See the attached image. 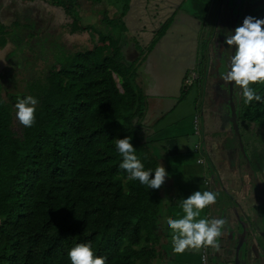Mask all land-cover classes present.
I'll list each match as a JSON object with an SVG mask.
<instances>
[{"label":"trees","instance_id":"trees-1","mask_svg":"<svg viewBox=\"0 0 264 264\" xmlns=\"http://www.w3.org/2000/svg\"><path fill=\"white\" fill-rule=\"evenodd\" d=\"M124 1L123 14L130 0ZM52 2L67 14L78 6L77 0ZM73 13L72 32L91 29L92 46L51 56V66L29 83L28 95L38 99L31 127L14 130V103L0 89V264H70L66 251L76 242H91L105 264H157L161 186L151 190L129 179L115 148L116 138L131 136L145 168L160 166L142 132L147 103L137 64L123 63L115 19L107 11L98 9V19L85 26ZM15 24L0 23V48ZM253 87L264 94V85ZM186 94L185 88L181 100ZM241 112L257 123L247 138L259 146L264 107L253 102ZM250 215L253 224L244 222L245 233L261 255L256 225L264 219L263 198Z\"/></svg>","mask_w":264,"mask_h":264},{"label":"crops","instance_id":"crops-1","mask_svg":"<svg viewBox=\"0 0 264 264\" xmlns=\"http://www.w3.org/2000/svg\"><path fill=\"white\" fill-rule=\"evenodd\" d=\"M220 1H223L222 7ZM77 2L78 6H74L76 8L70 9V12L78 11L79 16L81 14L82 23L81 20L79 23L83 26L98 19V9L107 11L110 18L115 19L113 31L115 37L119 38L122 61L127 66L137 64V83L147 103L141 121L142 132L167 173L161 185V264H227L223 256L224 244L230 238H237L238 233L242 234L243 240L237 241L236 252L244 251L243 258H248L247 242L254 240L246 236L242 225V221H247L244 220L245 213L238 212L237 206L239 199H243L242 203L264 199V185L259 180L262 162L259 165L247 164L249 178L251 176V181L261 194L254 195L252 184L246 192L237 190V187L244 188L242 180L245 183L248 180L243 178L242 166L239 167V149L232 146L230 112L226 108L229 99L225 89L228 87L217 73H213L216 77L209 76L212 72L209 71L210 47H207L209 42H214V35L224 36L219 30L224 12L228 15L229 30L232 15L238 22L234 12L236 9H223L226 5L224 0H130L123 14L124 0ZM41 4L46 6L44 11L40 9ZM12 5L18 7L15 9ZM29 5L39 7L37 11L44 17V22L40 23L38 30L35 28V31L31 29L27 32V38L32 36L39 39L43 34L47 38L53 36L54 40L63 41L69 36L92 33L91 29L72 32L70 26L74 13L67 14L63 8L54 6L52 0H0V23L7 26L17 23L18 20L12 18L13 12H21L22 17L29 20V15L34 14ZM4 13L10 15L7 18L10 24L2 16ZM85 13L92 14V17ZM41 17L34 20L38 23ZM164 27L165 31L161 34ZM12 33H9V44L13 42ZM47 38H41L42 43L47 42ZM156 38L158 40L154 44ZM91 41L92 36L84 40V43L89 44L88 48L92 46ZM7 44L0 51L6 49ZM204 47L207 56L205 73L202 71ZM194 73L195 79L192 76ZM188 80L191 82L188 83ZM185 88L187 94L181 100ZM221 141L224 144H220ZM178 142L187 145L178 146ZM261 175L264 177V172ZM198 188L217 194L216 202L202 210V215L224 219L225 224L217 238L218 247L186 248L182 253H174L169 230L161 227L163 218L179 211L177 199L186 197ZM246 207L251 212V207ZM255 248L256 244L253 250Z\"/></svg>","mask_w":264,"mask_h":264},{"label":"clouds","instance_id":"clouds-1","mask_svg":"<svg viewBox=\"0 0 264 264\" xmlns=\"http://www.w3.org/2000/svg\"><path fill=\"white\" fill-rule=\"evenodd\" d=\"M223 44L232 51L219 68L220 80L233 85L243 105L255 102L264 107V94L253 87L264 85V17L244 16L234 29L224 33ZM37 104L38 99L32 95H16L13 104L15 118L24 127L33 124ZM130 141L131 136L115 139V148L121 157L118 167L128 174L129 179L137 180L151 190L158 189L167 175L165 167L160 164L154 169H146ZM177 145L187 144L178 142ZM216 197L214 191L198 188L176 200L179 211L173 216H165L161 225L169 230L174 253H182L186 248L218 247L217 238L225 221L202 215V210L214 204ZM66 255L70 264H105L106 260V257L94 254L91 242L74 243Z\"/></svg>","mask_w":264,"mask_h":264},{"label":"rangeland","instance_id":"rangeland-1","mask_svg":"<svg viewBox=\"0 0 264 264\" xmlns=\"http://www.w3.org/2000/svg\"><path fill=\"white\" fill-rule=\"evenodd\" d=\"M83 1V0H82ZM226 2V5L223 6V9L234 7L235 6V15L238 17L237 25L242 21L243 17L246 15H253L256 17H262L264 15V0H224ZM220 7L223 5V1L219 2ZM228 3V5H227ZM83 7V4H81ZM234 5V6H233ZM33 6V5H32ZM29 5L30 11L34 12L33 15H29V20H25L21 15V12L19 14H12V18L15 20H18L17 24L13 25L12 30V41L11 44H7V48L0 51V89H2V92L4 96L10 100L12 103L15 102L16 95H28V86L29 83L36 78V76L41 74L42 68L44 69L46 66L49 68L51 66V63H48L49 61H52V57H58L61 53H74L77 50H86L89 47V44L84 43L85 38L92 36V33H84L83 35H76V36H69L66 37L63 41H58V39L54 40L53 36H49L48 38L45 37L43 34L40 35L39 39L35 38H27V32H30L31 29L35 31L38 27H40V23L44 22V17L40 16V13L37 11L39 10V7H32ZM40 6V5H39ZM42 6V7H41ZM40 9L44 11L46 9V6L41 4ZM13 8H17L18 6L12 5ZM45 8V9H44ZM232 9V8H231ZM80 10V9H79ZM17 12V11H16ZM37 14L38 17H37ZM83 14V13H82ZM88 14V13H85ZM92 17V14H88V16ZM2 16L7 20L8 17H10L9 14L4 13ZM81 16V14H80ZM40 18L38 23L34 20L37 18ZM77 17H79L77 15ZM27 21V22H26ZM36 22V23H35ZM88 21H85L84 23H87ZM6 23H11L10 20ZM82 23V19H81ZM94 23V22H93ZM228 15L226 12L223 13L222 20H221V27L219 28L221 33L228 32ZM6 25V24H5ZM24 27H21V26ZM29 26L31 27L29 29ZM37 26V27H36ZM232 26V23H231ZM230 26V27H231ZM232 29V27H231ZM214 30V27H213ZM89 34V35H87ZM93 37V36H92ZM217 37V36H216ZM48 39L47 42L42 43V39ZM216 39V40H215ZM214 39V42H209L207 47H210V52L208 55V58H214V51L217 49L219 50V58H217V61L220 63H217L216 67V73L218 74L219 68L223 67V63L226 62L227 57L229 56V53H227V46L223 44L224 37L223 35H219L217 38ZM211 40V39H210ZM86 44V47L85 45ZM36 48V49H35ZM229 51V48H228ZM37 52L38 54H35ZM211 54V56H210ZM31 58L35 59L32 60ZM48 58V61H47ZM45 61V62H44ZM32 66V68H30ZM210 68V66H209ZM212 69H209L211 72ZM212 72L209 76H214ZM209 77V78H210ZM219 77V76H218ZM212 80V78H210ZM213 82H216L215 80ZM227 85V84H226ZM231 83L228 82V88L231 91ZM229 90L225 89V93L228 96L229 101H231V93L229 94ZM229 111L231 109V106L226 107ZM14 130L18 133H21L22 125L19 123L18 120L15 121ZM243 128H241L240 132L243 133ZM242 140H244V144L247 145L245 140V134H242ZM249 142V141H248ZM220 144H224V141H221ZM233 146V145H232ZM243 146V145H242ZM239 150H237L238 154L246 156L248 162L243 164L244 160L241 159V163L239 164V167L242 166V174L243 178H247V182L245 183L244 180H242L243 187H237V190H249V187L252 184V187L254 188V195H260V191L258 188H256L254 182H252V178L250 176L249 178V171L247 168V164L250 163V160L252 159V155L247 153V150H245V153L243 154L241 151V146L239 145ZM238 156V155H237ZM244 158V157H241ZM261 173H259V177H261V183L264 185V177L261 175L262 172H264V160L261 165ZM246 173V174H244ZM241 188V189H240ZM238 193V192H237ZM253 195V193H252ZM243 199H239L238 204V212L245 213L244 220H247L249 224H253L252 216L249 213L248 206L252 207L254 203H257L256 200H250L249 203L246 201L245 203H242ZM256 230L258 234H262V239L264 241V219L263 221L257 220ZM243 240V236L241 233H238L237 238H230L229 242H226L223 247V256L226 257L227 264H264V250H261V255H259V252H257V243L254 240L247 242V253L248 258H243L244 251L236 252V244L238 243V240ZM256 244L255 250H253V247ZM246 247V244L244 245ZM253 252H252V251ZM251 251V253H250ZM155 263L161 264L159 260H155Z\"/></svg>","mask_w":264,"mask_h":264},{"label":"flooded vegetation","instance_id":"flooded-vegetation-1","mask_svg":"<svg viewBox=\"0 0 264 264\" xmlns=\"http://www.w3.org/2000/svg\"><path fill=\"white\" fill-rule=\"evenodd\" d=\"M262 17H264V15ZM236 26H237V23H235L234 28ZM219 34H221V33H219ZM214 36H215L214 38H217L219 35H214ZM212 43H213V41H212ZM226 50L230 56L231 51H232L231 48H229V51H228V48ZM211 54H214V58L213 57L211 58V62H210L209 66H210V69H212L211 72H214V74H215L216 73L215 69L217 67L216 65H217V63H220L219 61H217V58H219V55H218L219 50L217 49L216 51H214V53L211 52ZM226 84L228 87L227 81H226ZM228 90H229V88H228ZM230 93H231V101H229L228 103H229V106H231V109L229 111L230 112L229 125L231 128L230 134H232V138H231L232 145L234 147H236V149H240L239 148V145H240L241 151L243 154L245 153V150H247V153L252 155V159L250 160V163L253 164L252 162H254L255 165L256 164L259 165L261 162L263 163V160H264V128L260 127V131L262 132L261 133L262 135L260 138L261 139L260 145L259 146L258 145L257 146L252 145L250 140L247 138V131H248V128L251 127V125L256 126V128H257V123L252 122L249 119H244V117L242 116L241 109H242L243 104H242L241 99L238 96L236 90L233 88V85H231V91L229 90V94ZM242 111H244V110H242ZM241 128H243V130H244L243 133L245 134V140H246L247 145H245L244 140L241 139L242 138V133L240 132ZM256 151L258 153L257 157L255 155ZM239 157H240V159H243L244 161L248 162L245 154L241 155ZM241 157H244V158H241Z\"/></svg>","mask_w":264,"mask_h":264},{"label":"water","instance_id":"water-1","mask_svg":"<svg viewBox=\"0 0 264 264\" xmlns=\"http://www.w3.org/2000/svg\"><path fill=\"white\" fill-rule=\"evenodd\" d=\"M234 6V5H233ZM233 8H235V6L234 7H232V9ZM233 16V15H232ZM232 16H231V19H232V21H231V23H232V29H234V26H235V23H236V19H235V17L234 18H232ZM250 212V211H249ZM242 225H243V227H244V230H245V223H244V221H242ZM240 250V247L239 248H237V251H239Z\"/></svg>","mask_w":264,"mask_h":264},{"label":"built area","instance_id":"built-area-1","mask_svg":"<svg viewBox=\"0 0 264 264\" xmlns=\"http://www.w3.org/2000/svg\"><path fill=\"white\" fill-rule=\"evenodd\" d=\"M192 76H193L194 79L196 78V74L195 73ZM187 82L189 83V82H191V80H188Z\"/></svg>","mask_w":264,"mask_h":264}]
</instances>
